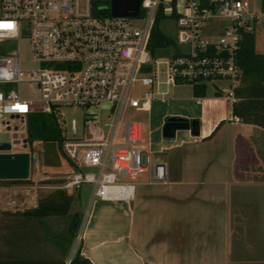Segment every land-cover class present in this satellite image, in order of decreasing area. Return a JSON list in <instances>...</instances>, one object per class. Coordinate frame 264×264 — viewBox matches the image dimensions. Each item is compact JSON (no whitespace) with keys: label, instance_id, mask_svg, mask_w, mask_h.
<instances>
[{"label":"built area","instance_id":"1","mask_svg":"<svg viewBox=\"0 0 264 264\" xmlns=\"http://www.w3.org/2000/svg\"><path fill=\"white\" fill-rule=\"evenodd\" d=\"M209 4L213 6H203L200 0H140L137 14L112 15L110 2L105 1L0 0V132L12 133L11 146H24L29 113L56 112L61 105H70L81 106L86 114V132L63 136L61 141L73 168L58 182L16 184L6 198L8 209L36 207L42 187H60L73 195L88 183L91 200L130 199L139 173L151 169L152 180H166V163L152 160L148 149L137 147L144 140L142 121L123 118L124 109L140 110L153 97L152 88L136 94V83L150 87L164 83L166 89H157L164 99L170 85L222 80L225 84H218L222 95L231 104L236 100L241 29L264 20V8L251 7L249 0ZM159 10L163 17L175 18L176 39L175 45L154 55L148 44ZM219 18L228 23L215 32ZM24 39L36 61L31 68L22 66L19 57L18 45ZM169 46L173 51L165 53ZM24 81L36 83L37 97L21 93ZM102 114L112 120L101 123ZM231 118L240 120L237 114ZM119 122L122 140L115 141ZM41 165L37 153L30 155V180H38L35 173L41 172Z\"/></svg>","mask_w":264,"mask_h":264},{"label":"crops","instance_id":"2","mask_svg":"<svg viewBox=\"0 0 264 264\" xmlns=\"http://www.w3.org/2000/svg\"><path fill=\"white\" fill-rule=\"evenodd\" d=\"M258 21L255 50L264 52ZM226 23L216 19L214 31ZM206 84L214 87L205 95L177 84L190 92L159 120L197 118L199 134L181 128L151 143L166 180H152L151 169L139 173L130 199L91 200L89 192L83 213L73 206L78 189L66 213L35 216L8 209L16 187L0 184V264H69L78 247L92 264H264V127L233 120L219 83ZM40 171L27 182L61 176ZM75 210L82 219L73 235Z\"/></svg>","mask_w":264,"mask_h":264},{"label":"rangeland","instance_id":"3","mask_svg":"<svg viewBox=\"0 0 264 264\" xmlns=\"http://www.w3.org/2000/svg\"><path fill=\"white\" fill-rule=\"evenodd\" d=\"M110 0H106V3L109 4ZM250 6L254 8L264 7V0H249ZM259 22V21H258ZM256 22L254 25L255 32L262 31L263 23ZM159 28L162 32H164L170 39L175 42L176 39V21L173 16H164L159 20ZM175 45V43L173 44ZM174 46L167 47L164 51L165 53L172 52ZM19 57L21 60V65L25 67H34L36 66V61L31 59L30 57V45L27 39L21 40L18 45ZM163 53V52H162ZM164 74L160 72L159 79H163ZM215 83L225 84L222 80H216ZM213 84H209L207 87V93H210ZM136 94H141V92L145 88H152L153 97L144 103V108L141 106L138 110L130 106H125L123 118L136 117L142 121L143 124V137L144 140L137 144V147L140 148H148L152 153V160L157 161L159 157H155L156 148L154 147L155 141L160 138H168L162 134V123L160 122V116L166 109L174 108L179 104L180 97L188 92H190L189 85H170L168 87V93L164 99L160 98L157 89L164 90L166 89V85L164 83H160L158 87L155 85L150 87L149 85H141L140 83H136ZM19 89L24 96L27 97H37L38 90L36 83L32 81H24L19 85ZM56 116L57 123L61 129V134L63 136H78L86 132L84 119L85 113L84 109L81 106H70V105H61L58 111L54 112ZM102 114L101 123L104 120H112V117L106 116ZM123 124L119 122L116 130L115 141L122 140ZM178 130V129H177ZM181 130V129H180ZM12 140V133L9 131H1L0 132V142H10ZM151 143L153 147L151 148ZM9 151H27L33 157V153H37L38 158L41 162V167L43 171L48 173H52L54 175H61L66 172L67 166L65 164L64 157L60 152L58 142L56 140L43 141L41 139H34L32 141H27L26 146L16 144L11 146L8 149ZM155 157V158H154ZM154 158V159H153ZM161 159V158H160ZM125 180H131L129 176H124ZM20 182H9L0 180V184L2 185H10V184H19ZM27 183V182H25ZM24 184V182L22 183ZM49 189H43L40 193L43 195L47 193ZM90 191V184L85 183L80 188V199H75L73 206L76 209H80L83 213L85 211V205L87 203V196Z\"/></svg>","mask_w":264,"mask_h":264},{"label":"trees","instance_id":"4","mask_svg":"<svg viewBox=\"0 0 264 264\" xmlns=\"http://www.w3.org/2000/svg\"><path fill=\"white\" fill-rule=\"evenodd\" d=\"M105 1L106 0H96ZM203 6H213L209 0H200ZM108 11V9H107ZM142 12V11H141ZM163 17L161 10L158 11L150 35L148 48L152 54H156L168 45L174 44L159 28V20ZM236 61L240 67L239 83L234 88L236 100L231 104V111L239 115L245 122L255 123L264 127V52L255 50L254 28L241 29L240 45L236 50ZM206 82H198L193 85L195 95H205ZM217 94H222L217 90ZM63 135L57 123L54 112L35 111L28 114L26 119V139L32 141L41 139L43 141L56 140L60 152L64 157L67 166L66 171L73 168L72 162L63 154L61 141ZM60 181V178L50 181ZM9 182H27L28 179H6ZM72 202V195L63 188H54L39 196L36 207L24 209L22 212L35 216H46L50 214H64ZM72 233L77 234L82 213L75 210L72 214ZM69 264H92L90 260L81 254L78 247L70 259Z\"/></svg>","mask_w":264,"mask_h":264},{"label":"water","instance_id":"5","mask_svg":"<svg viewBox=\"0 0 264 264\" xmlns=\"http://www.w3.org/2000/svg\"><path fill=\"white\" fill-rule=\"evenodd\" d=\"M140 0H110L112 15H135ZM189 129L191 134H199V120L182 116H167L162 124V134L172 137L176 129ZM26 146V138H24ZM10 142H0V179H25L30 174V154L27 151H9Z\"/></svg>","mask_w":264,"mask_h":264},{"label":"snow or ice","instance_id":"6","mask_svg":"<svg viewBox=\"0 0 264 264\" xmlns=\"http://www.w3.org/2000/svg\"><path fill=\"white\" fill-rule=\"evenodd\" d=\"M4 26H6V27H12V25H4Z\"/></svg>","mask_w":264,"mask_h":264}]
</instances>
